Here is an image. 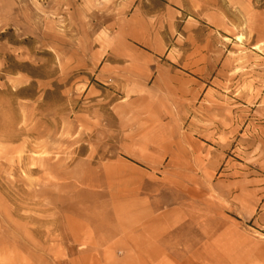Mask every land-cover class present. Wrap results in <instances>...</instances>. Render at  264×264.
I'll use <instances>...</instances> for the list:
<instances>
[{
	"label": "rangeland",
	"instance_id": "374dc122",
	"mask_svg": "<svg viewBox=\"0 0 264 264\" xmlns=\"http://www.w3.org/2000/svg\"><path fill=\"white\" fill-rule=\"evenodd\" d=\"M0 264H264V0H0Z\"/></svg>",
	"mask_w": 264,
	"mask_h": 264
}]
</instances>
